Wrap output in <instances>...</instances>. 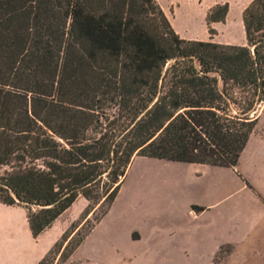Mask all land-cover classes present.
<instances>
[{"label": "trees", "instance_id": "1", "mask_svg": "<svg viewBox=\"0 0 264 264\" xmlns=\"http://www.w3.org/2000/svg\"><path fill=\"white\" fill-rule=\"evenodd\" d=\"M228 11L214 6L210 41H190L158 0H0V203L26 210L34 238L80 197L86 217L100 210L63 261L136 156L238 165L264 104V0L244 11L246 45L213 42Z\"/></svg>", "mask_w": 264, "mask_h": 264}, {"label": "rangeland", "instance_id": "2", "mask_svg": "<svg viewBox=\"0 0 264 264\" xmlns=\"http://www.w3.org/2000/svg\"><path fill=\"white\" fill-rule=\"evenodd\" d=\"M224 1L178 0L180 9L175 24L182 32H186L180 37L190 41H210L205 9L211 10L216 3L224 4ZM211 27L215 29L213 42L246 45L244 28L243 33L233 21L229 27L223 25ZM260 112L259 124L264 129V104ZM258 132L260 133V129ZM196 170L198 169L189 164L136 156L109 213L66 261H63L62 256L67 252V246L70 247L80 238L79 235L86 228V220H92L100 210L96 207L94 209L96 213L92 211L86 217L89 202L80 197L61 216L58 226L62 225L65 230L57 242H62V246L52 251L45 264H162L161 257L165 256H162L161 246H156L157 242L162 241L163 236L167 237L169 231L179 234L182 229L195 228L199 224L193 213H189L187 207L190 203L225 199L224 201L228 202L224 206L229 205L233 208L240 203L235 198L226 199L231 193L237 194L239 187V182L233 174L213 170L207 171L202 178L195 180L194 173L197 177L201 176L199 170ZM243 170L250 174L256 183L264 185V135L263 138L254 139L250 145ZM248 186L255 190L249 183ZM224 201L222 203H225ZM194 207L198 206L192 205L190 208L195 212L202 211ZM67 231L68 234L62 241L61 238ZM197 235L198 239L202 240L203 236L200 233ZM180 237L182 236L175 238V247L181 246V243L183 245ZM193 237L192 233L189 234L190 241L194 240ZM151 247H155L152 252ZM256 255V250H252L247 256L240 258L232 246H224L216 254L215 262L264 264Z\"/></svg>", "mask_w": 264, "mask_h": 264}, {"label": "crops", "instance_id": "3", "mask_svg": "<svg viewBox=\"0 0 264 264\" xmlns=\"http://www.w3.org/2000/svg\"><path fill=\"white\" fill-rule=\"evenodd\" d=\"M252 1L225 0L224 3L229 5L225 23H214L212 25L229 27L233 21L243 32V14ZM158 3L177 34L179 36H183V33L186 34L175 24L180 9L178 0H158ZM216 5L217 3L214 6ZM209 10L205 9L206 18ZM188 37L186 36V38ZM230 44L235 45L234 43ZM241 45L243 44L241 43ZM260 120L261 116L256 130L252 134L235 169L189 164L201 173L199 177L195 176V173L193 174L195 180L202 178L207 171L213 170L233 174L239 182V187L237 194H234L235 192L231 193L226 196V199L228 197H231L232 200L235 198L240 203L235 208L229 205L224 206L228 202L227 200L224 201L225 199L213 200L207 203H190L187 207L189 213H193V217L199 221V224L195 228L182 229L179 234H176L175 231H169L167 237L163 236L162 241L157 242L156 246H161L162 256H165V258L161 257L162 264H218L215 262V256L224 246H232L240 255V258L247 256V253L252 250H256V257L264 262V185L256 183L250 174L243 170L250 145L254 139L263 138L264 129L259 124ZM259 129L260 133L258 132ZM178 164L185 165L187 163ZM248 183L255 190L250 188ZM223 201L225 203H222ZM192 205L204 208V210L195 212L190 208ZM60 218L56 220L50 229L34 238L26 210L20 206H7L0 203V264H39L65 230L62 225L58 226ZM191 233L194 235L192 241L189 238ZM197 233L203 236L202 240L198 239ZM179 235L182 236L180 238H182L183 245L181 243V246L175 247L174 240ZM132 241L134 240L132 239ZM43 243L46 245H43ZM151 249L152 252L155 247H151Z\"/></svg>", "mask_w": 264, "mask_h": 264}]
</instances>
